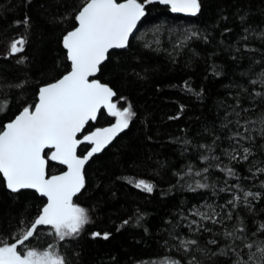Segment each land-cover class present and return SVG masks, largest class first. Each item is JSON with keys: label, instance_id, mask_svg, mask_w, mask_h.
Masks as SVG:
<instances>
[{"label": "trees", "instance_id": "16d2710c", "mask_svg": "<svg viewBox=\"0 0 264 264\" xmlns=\"http://www.w3.org/2000/svg\"><path fill=\"white\" fill-rule=\"evenodd\" d=\"M84 3L0 0V105L7 102L0 127L34 105L40 87L70 71L62 40ZM200 4L195 16L159 2L146 5L129 47L109 52L98 78L115 90L118 108L131 105L135 116L86 165L85 186L74 204L88 211L90 222L79 236L61 242L50 227L38 226L29 247L53 245L67 264H233L236 255L228 246L240 251L242 244L226 240V231L242 222L246 242L264 239L252 235L264 224V173L256 171L264 168V98L255 95L264 94V0ZM19 38L25 39L23 51L11 54L10 44ZM113 122L102 110L83 133ZM236 131L254 139L237 144L229 139ZM241 145L252 149L246 161ZM89 150L83 143L79 154ZM226 167L236 175L228 176ZM64 170L49 163L48 174ZM141 180L153 185L151 193L135 186ZM245 192L260 196L245 203ZM234 196L240 200L232 207L227 202ZM45 203L34 190L12 193L0 177V238L12 243L21 221L32 222ZM196 209L222 223L192 215ZM213 239L217 244L209 243ZM190 240L196 244L181 246ZM222 250L227 255H220ZM248 251L243 249L244 259Z\"/></svg>", "mask_w": 264, "mask_h": 264}, {"label": "snow or ice", "instance_id": "6c2138e0", "mask_svg": "<svg viewBox=\"0 0 264 264\" xmlns=\"http://www.w3.org/2000/svg\"><path fill=\"white\" fill-rule=\"evenodd\" d=\"M155 2L170 6L174 13L192 16L197 15L201 9L200 0H85L74 17L76 26L62 40L63 47L67 50V59L71 62V70L56 82L40 87L38 101L34 105L25 106L14 119L0 127V177L3 178L6 188L12 193L22 189H34L42 197H46V203L32 222L25 224L21 221L20 233L13 238L12 243L0 238V264H67L64 256L53 245L39 250L29 247L28 242L38 235V226L50 227L55 237L63 242L78 237L90 222L88 211L73 203V197L85 186L84 165L94 154L110 144L117 134L127 129L135 116L131 105L122 110L117 108L113 102L116 93L111 87L90 77L100 71V66L108 59L110 50L129 47L130 37L146 14V5ZM27 22L26 18L24 23ZM24 44V38L14 40L10 44V53L22 52ZM261 75L264 77V73ZM252 83L255 84L256 81ZM260 83L264 84V79ZM255 95L264 98V94L260 92ZM6 107L7 102H3L0 111H4ZM101 108L107 109L111 116L116 117V123L78 138V134L84 132L85 126L96 120ZM261 122L264 123V117ZM239 123L236 121L238 126ZM261 135L264 136V129L261 130ZM229 139L239 144L241 140L251 141L254 138L236 131ZM83 143L92 147L81 157L77 155V148ZM241 150L240 158L248 160L252 155L251 147L241 145ZM233 152H236L235 148ZM228 155L230 159L237 158L231 153ZM202 159L207 160L208 157ZM50 162L65 165L67 171L60 175H48ZM203 171L207 172L208 169ZM222 171L228 176L236 175L231 168L226 167ZM256 171L264 173V168H256ZM135 186L148 193L153 191V185L143 180ZM196 187L206 188L208 185L197 183ZM259 196L260 193L245 192L244 201L247 203L248 197L255 199ZM237 200L240 197L234 196L227 203L235 207ZM192 215L211 220L213 224L222 223L198 209ZM214 215L218 216L219 213L214 212ZM226 218L232 219L231 212L226 214ZM124 223L127 224L128 221ZM192 223L197 221L193 220ZM245 231L241 222V226L224 233L226 240L231 239L233 243L240 241L242 244L240 251L232 245L228 246L236 255L233 264H264V239L246 242ZM257 233L264 235V224L252 232V235L256 236ZM109 235L93 233L94 237L102 236L103 239H108ZM209 243L217 244V240H210ZM187 244L194 245L196 241H181L182 247ZM245 248L249 250L247 259L241 254ZM219 254L227 255V252L222 250ZM173 264L180 262L174 261Z\"/></svg>", "mask_w": 264, "mask_h": 264}, {"label": "water", "instance_id": "95a60500", "mask_svg": "<svg viewBox=\"0 0 264 264\" xmlns=\"http://www.w3.org/2000/svg\"><path fill=\"white\" fill-rule=\"evenodd\" d=\"M118 2H120V1H118ZM145 13H147V11H146V8H145ZM146 15V14H145ZM145 17V16H144ZM144 17H142L141 18V20L138 22V24H137V28L134 30V32H133V35H135L137 32H138V30L140 29V23H141V21H142V19L144 18ZM132 35V36H133ZM132 37H130V39H131ZM112 50H114V49H112ZM112 50H110V51H112ZM104 63V62H103ZM101 67V66H100ZM71 70V69H70ZM98 74H99V72H97L96 73V75L95 76H93V77H90V79H96V80H98L100 83H102V84H106V83H103L99 78H98ZM65 75V74H64ZM61 78V77H60ZM59 78V79H60ZM59 79H57V80H59ZM56 80V81H57ZM56 81H54V82H56ZM53 83V82H52ZM50 84V83H49ZM107 86H109L108 84H106ZM45 86V85H44ZM109 87H111V86H109ZM112 88V87H111ZM113 89V88H112ZM114 90V89H113ZM115 91V90H114ZM116 93V92H115ZM116 97H117V94H116V96H114L113 97V102L115 103V99H116ZM102 110H105V111H107V109H105V108H101V110L98 112V114H97V118L99 117V114H100V112L102 111ZM15 118V117H14ZM13 118V119H14ZM97 118H96V120H97ZM96 120H94V121H96ZM8 123V122H7ZM6 123V124H7ZM80 134H78V138H80V136H79ZM81 145H79L78 146V148H77V155L78 156H81V157H83L84 155H86L87 153H85L84 155H80L79 154V147H80ZM91 159V158H90ZM90 159L86 162V164L84 165V169H83V175H84V171H85V168H86V165H87V163L90 161ZM52 163H55V164H59L58 162H52ZM59 165H61V164H59ZM64 168H65V170L64 171H67V167L65 166V165H62ZM48 171V170H47ZM63 171V172H64ZM63 172H60V173H56V174H48V175H60V174H62ZM84 182H85V176H84ZM22 190H26V189H22ZM30 190H34V189H30ZM82 190V189H81ZM21 191V190H20ZM34 191H36V190H34ZM80 193V192H79ZM46 198V197H45ZM74 198H75V196L73 197V202H74Z\"/></svg>", "mask_w": 264, "mask_h": 264}, {"label": "rangeland", "instance_id": "374dc122", "mask_svg": "<svg viewBox=\"0 0 264 264\" xmlns=\"http://www.w3.org/2000/svg\"><path fill=\"white\" fill-rule=\"evenodd\" d=\"M117 108H118V106H117ZM118 109H120V108H118ZM120 110H122V109H120ZM107 114L110 115L108 112H107ZM110 116H111V115H110ZM111 117H112V116H111ZM113 118H114V122H113L111 125H107V126H103V127H98V128L93 129V130L90 131V132L82 133L80 138H82L83 135L90 134L91 132H93V131H95V130H97V129H103V128L111 127L112 125H114V124L116 123V119H117V118L114 117V116H113ZM91 147H92V145H90V149H91ZM76 205H77V204H76ZM78 206H80V205H78ZM80 207H81V206H80ZM199 217H200V216H199Z\"/></svg>", "mask_w": 264, "mask_h": 264}]
</instances>
